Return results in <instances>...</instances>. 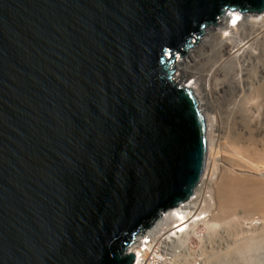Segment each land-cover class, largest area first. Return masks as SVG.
Returning <instances> with one entry per match:
<instances>
[{
    "label": "water",
    "instance_id": "1",
    "mask_svg": "<svg viewBox=\"0 0 264 264\" xmlns=\"http://www.w3.org/2000/svg\"><path fill=\"white\" fill-rule=\"evenodd\" d=\"M264 0H0V264H133L185 202L205 117L176 55Z\"/></svg>",
    "mask_w": 264,
    "mask_h": 264
},
{
    "label": "bare ground",
    "instance_id": "2",
    "mask_svg": "<svg viewBox=\"0 0 264 264\" xmlns=\"http://www.w3.org/2000/svg\"><path fill=\"white\" fill-rule=\"evenodd\" d=\"M197 42L183 57H176L175 79L192 88L198 98L208 147L204 171L209 164L211 172L208 176L204 172L185 202L167 209L138 233L128 251L134 255L133 264H163L158 260L161 253L168 254L166 249H174L167 257L174 259L173 264H195L189 261V244L192 237L202 239L199 223L211 233L215 221L230 230L240 227V217L257 215L255 227L245 217L256 229L255 237L241 234V241L234 239L237 227L235 234L229 233L233 238L227 233L229 237L220 239L224 251L218 248L202 262L264 264V9L230 11L218 27H206Z\"/></svg>",
    "mask_w": 264,
    "mask_h": 264
},
{
    "label": "rangeland",
    "instance_id": "3",
    "mask_svg": "<svg viewBox=\"0 0 264 264\" xmlns=\"http://www.w3.org/2000/svg\"><path fill=\"white\" fill-rule=\"evenodd\" d=\"M200 37H202V36H200ZM198 44V42H196V44L195 45H197ZM199 45V44H198ZM191 47V46H190ZM192 48V47H191ZM203 51H208V47L207 48H205L204 47V49H203ZM186 52V51H185ZM195 52V51H194ZM178 56V55H177ZM180 57H183V56H180ZM205 165H206V163H205ZM209 166H211V165H209L208 164V168H207V171L205 170V171H203V174H202V177H203V175H204V172H208V173H206L207 174V176L210 174V168H209ZM202 179V178H201ZM211 214V212H207L206 214ZM205 214V215H206ZM209 214V215H210ZM256 216L257 215H250V216H244V218L243 217H240V220H241V222H240V227L239 226H231L229 229L230 230H228L225 226H224V228H223V224L222 225H220V223H218L217 221H215V224H212L210 227H211V233H210V230H209V228L208 227H206V225L204 224V223H199V225H198V228H197V231H198V234L200 235V237L202 238V239H200V238H198V237H192L191 238V242H190V247H191V249H192V252L194 253H192L191 252V256H190V262H193V263H198V264H203V262L205 261V256H207L206 254H208L209 255V253H211V252H216V251H218L219 249L218 248H221L220 250L222 251H224V244L223 243H220V244H222V247H221V245L219 244V242H220V239L221 240H223L224 239V237L226 236V238L227 237H229L230 235H229V233L231 234V235H233V234H235V232H236V236L235 235H233V237H234V239L236 238H242L243 239V237L242 236H246V235H252V236H256V229L254 230V227H255V222H256V224H258V218L256 219ZM208 217H210V216H206V218H208ZM248 219V218H250L251 220V224L254 226H252L253 227V229H251L249 226H251V224L249 223V222H247L248 220L246 219V218ZM252 217V218H251ZM205 218V219H206ZM253 219V220H252ZM208 220H210L211 221V219L210 218H208ZM247 220V221H246ZM256 220V221H255ZM217 222V223H216ZM244 222V223H243ZM245 222H246V224H245ZM214 223V222H213ZM214 225V226H213ZM241 225H243L242 227H241ZM245 225H247V226H245ZM237 227H239L240 229L242 228V230H239V228H237ZM245 229H244V228ZM247 227V228H246ZM208 228V229H207ZM237 228V230L234 232L233 230L234 229H236ZM250 228V229H249ZM226 229H227V232H226ZM247 229V231L245 232V230ZM252 230V231H251ZM208 231H209V233L211 234H208ZM229 231V232H228ZM240 231V233H238ZM249 231V232H248ZM255 231V232H254ZM226 232V233H225ZM232 232V233H231ZM242 232V233H241ZM228 233V235H226ZM253 233H254V235H253ZM241 234H242V236H241ZM207 236H209L208 238H207ZM238 236V237H237ZM232 236H230L229 238H231ZM232 237V238H233ZM210 238V239H209ZM225 238V239H226ZM241 238L239 239L240 241H241ZM209 239V240H208ZM239 240H237V241H239ZM219 246V247H218ZM177 249V248H176ZM165 250V249H164ZM167 250V252H168V254H164V256H163V254L161 253L160 254V260H158L160 263H163V264H168V262H169V264H173L174 263V259L172 260H169L168 258H169V253H171L172 254V252L174 251V249L173 250H168V249H166ZM165 250V251H166ZM178 250V249H177ZM196 251V252H195ZM222 251V252H223ZM180 253H183L184 255H186V253H184V252H181V251H179ZM168 257V258H167ZM179 257V256H178ZM179 259V258H178ZM177 259V260H178ZM164 260H166L167 261V263L164 261ZM177 260H175V262L177 263ZM204 260V261H203ZM203 261V262H202ZM192 264V263H191Z\"/></svg>",
    "mask_w": 264,
    "mask_h": 264
},
{
    "label": "built area",
    "instance_id": "4",
    "mask_svg": "<svg viewBox=\"0 0 264 264\" xmlns=\"http://www.w3.org/2000/svg\"><path fill=\"white\" fill-rule=\"evenodd\" d=\"M241 14H243V13H241ZM176 57H177V55H176ZM165 211H166V210H165ZM163 212H164V211H163ZM163 212H162V213H163ZM147 242H148V241H147ZM134 261H135V260H134ZM134 261H133V262H134ZM149 264H150V263H149ZM151 264H152V263H151Z\"/></svg>",
    "mask_w": 264,
    "mask_h": 264
}]
</instances>
